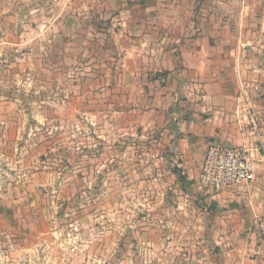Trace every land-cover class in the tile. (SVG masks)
<instances>
[{
  "label": "crops",
  "instance_id": "crops-1",
  "mask_svg": "<svg viewBox=\"0 0 264 264\" xmlns=\"http://www.w3.org/2000/svg\"><path fill=\"white\" fill-rule=\"evenodd\" d=\"M47 77L58 80L63 105L53 102L41 81ZM49 111L62 117L54 123L68 127L66 156L76 165L66 186L56 187L59 216L65 199V212L75 214L80 202L87 212L109 192L116 213L124 202L146 211L127 239L121 231L113 238L90 233L100 225L96 217L74 223L85 236L74 233L76 242H120L113 251H96L99 264L113 256L108 264H264L257 228L264 216V0H0V186L9 192L51 191L39 163L33 162L29 183L14 181L9 171L19 167L12 160H27L11 145L19 154L23 143L42 138L27 132L24 116L32 113L38 129L53 120ZM213 141L245 148L255 180L220 191L201 186ZM24 166L18 172H29ZM34 205H28L34 222L19 211L23 230L2 234L9 244L0 252L3 264H50L51 258L60 264L41 242L68 240L69 216L55 217L44 231L47 209ZM31 226L33 248L23 244ZM123 239L134 247L120 248ZM11 241L18 244L10 247ZM67 251L65 258L88 253L83 243Z\"/></svg>",
  "mask_w": 264,
  "mask_h": 264
},
{
  "label": "rangeland",
  "instance_id": "rangeland-1",
  "mask_svg": "<svg viewBox=\"0 0 264 264\" xmlns=\"http://www.w3.org/2000/svg\"><path fill=\"white\" fill-rule=\"evenodd\" d=\"M81 50V48H78V51ZM82 66H80L81 68ZM48 76H50V69H48ZM43 82H48L47 84H44V86L47 87L48 91L51 92V96L54 97L53 102H55L56 104H64L66 101V97L64 95L58 94L57 90H56V84H58V80H51L49 77L46 78V80H42ZM32 84L35 83V81L31 80ZM63 85H66V80H63ZM30 97V96H29ZM29 97L26 96L25 98H27L26 102H30L29 101ZM69 101V100H68ZM74 103H80L82 102V99L79 101L78 99L74 98ZM72 101V102H73ZM60 112V111H59ZM48 114V120L53 119L52 121H48L47 123L44 124H40L39 126H37L38 129H36V125L33 122L32 119V113L27 112V115L24 116L26 122H27V132L32 131L29 129H33L34 133L37 134L38 136L42 137L41 141L39 142H30V143H23L22 147L19 146L20 149V153L16 154V150L14 147V145L12 144V148L11 151L14 155L17 156H23V158H27V160H23L21 158H18L16 160H12V164L10 166H15V165H19V167H23L24 165L28 166L31 165L30 161L32 162V167H27L28 171L27 173L24 174V172H18V168H11L9 167V171H11L12 173L10 174L12 176V178H14V181H18L20 180V182H26L29 183L30 181H34L35 177H32L33 175L30 174L33 170V168L36 166L35 164H33V162L35 163H39L40 165H42V170L48 172L47 173V178L44 177L43 175H41V179H43V183H51V181L53 182V186H51V191H50V186H44L42 188V193H40L39 191H35L33 186H22V189L20 192H9V190L6 189V186H0V252L3 249H8L9 248V244L8 242H4L3 241V233H6L7 230H10L9 232L12 233V235H16L15 232H19L23 229H21L23 226H21V224L19 223V211H21V216H24L26 218H30L29 220H31L32 222H34V210L32 207V209L28 206L29 204H38L40 205V208L43 207L44 210L47 211V216L44 218L43 220V224L42 227L44 229V231H47L48 229L50 230V226L48 225L51 220H54L55 217H63V219H67L69 216V226L66 227L67 230L66 234H68V240H63V241H59L57 242L55 241H50L45 239L42 240V249H44L45 251H49L51 254L53 253L55 256V261H59L58 263L60 264H99L98 261L102 258H98L97 256H95L94 254H98L96 253V251H98V249L102 248L105 250H110L113 251L114 249H116L119 245L120 242H115V241H105L104 243H99L97 241H90V240H83L81 241H74L72 240V235L74 233H82L84 232L83 227H76L75 226V222L81 217V219H83L84 216H86L87 218L91 217H96L100 219V225L94 226L93 228H91V230L89 231L90 233L94 234V233H98L100 232H106L108 233V237L113 238L114 237V233L115 232H123L124 235L123 237L127 239V237L129 238L130 233H132L133 231H138V226L140 222V220H142L141 218H143L145 215V209L144 207H140L138 209V207H135L132 203H126L124 202V207L122 209V216L120 214V209H118L119 207H117L118 212L116 213V210H114L115 208V197H114V192H109L107 193V197L104 198L101 203H93L90 202L89 203V210L86 212L84 211L83 207L81 206V202L79 206V210H81L80 212H75V214H72V212H70V210L65 212L66 208H69V199H65V201H63L64 204V211L61 212V215L59 216L60 212H56L57 210L54 208L55 206V202L58 198H60L59 196V192L56 194V190H57V186H66L67 182H69L68 177L70 176L71 172L70 170L72 169V164L75 165V163H72L69 160V155L66 156V151H67V134H68V127L63 123H54V119H59L62 120V117H57V113H53V112H47ZM81 114V113H80ZM32 116V117H31ZM64 116H66V113L64 114ZM65 119V118H64ZM76 119H78V122L81 123L82 121V115H77ZM67 121V119H66ZM32 125V126H31ZM76 132H78L80 135L83 134H88L91 132L92 135V131L90 130H85L83 129V127H76L75 129ZM14 132V130H13ZM14 134V133H12ZM110 139V138H109ZM75 142H78V145L76 147L79 146L80 152L84 151L85 149L83 148L84 143L82 138L81 139H76ZM87 146H89V143H87ZM51 147L53 148L52 153H50L51 151ZM56 147V149H55ZM60 148V149H59ZM55 149V150H54ZM60 150L59 152H57V150ZM82 161V154H80L79 156L76 157V161L75 162H79ZM26 163V164H25ZM47 168H46V167ZM25 167V166H24ZM37 167V166H36ZM78 169L76 172V177L78 178V180L81 182V172L82 170ZM67 173H69V176H66ZM51 178V179H50ZM2 180V177L0 175V181ZM5 179H3L4 181ZM38 180V179H37ZM40 181V179L38 180ZM55 187V188H54ZM60 187V190H61ZM13 188V187H12ZM47 188V189H46ZM46 189V190H45ZM129 193H127L126 197H129L128 195ZM71 193L68 192V194L65 192L64 196H70ZM79 195V194H78ZM80 195H82V193H80ZM57 196V197H56ZM138 199V198H137ZM106 200V201H105ZM9 202H13V203H9ZM78 204V203H77ZM34 205V206H35ZM43 210V211H44ZM42 212V211H41ZM18 214V215H17ZM74 216V218H73ZM117 218L121 219V225L116 224L118 221ZM33 219V220H32ZM73 220V222H70V220ZM137 226V227H136ZM115 228H117V231H115ZM27 231L23 232V239L26 238L25 246L28 245V247L33 248V245L35 244V240H31V230H32V226L30 229L26 228ZM119 229V230H118ZM9 232L7 234H9ZM84 234L83 237L84 238ZM13 238V237H12ZM81 238V237H80ZM18 239V237L16 238ZM74 239V236H73ZM18 244V242L16 241H11L10 243V247H12L13 245ZM82 243L85 246V250L88 251L87 255L84 256H71L68 258L66 257L67 254V250L71 248V250H76L79 249L82 246ZM132 242H130V240H124L121 242L120 244V248L124 249V248H130V247H134L133 244H131ZM102 244H104V246H102ZM121 249V250H122ZM58 254V256H57ZM113 254V253H112ZM2 254L0 253V264H3V260L4 257L1 256ZM115 258V256L111 257L109 259V261H106L108 264L109 262L113 261ZM6 260V259H5ZM111 260V261H110ZM126 260L123 259V262ZM44 261V260H43ZM47 261V260H45ZM56 262L53 261V258H51V262L50 264H55ZM112 263V262H111ZM44 264V263H43ZM102 264V263H101ZM125 264V262L123 263Z\"/></svg>",
  "mask_w": 264,
  "mask_h": 264
},
{
  "label": "built area",
  "instance_id": "built-area-1",
  "mask_svg": "<svg viewBox=\"0 0 264 264\" xmlns=\"http://www.w3.org/2000/svg\"><path fill=\"white\" fill-rule=\"evenodd\" d=\"M255 124L259 125L256 120ZM256 178L247 150L221 141L208 145L198 181L201 186L214 191L252 182ZM257 228L264 247V216L257 221Z\"/></svg>",
  "mask_w": 264,
  "mask_h": 264
}]
</instances>
